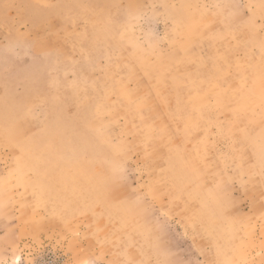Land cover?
Listing matches in <instances>:
<instances>
[{
  "label": "rangeland",
  "instance_id": "obj_1",
  "mask_svg": "<svg viewBox=\"0 0 264 264\" xmlns=\"http://www.w3.org/2000/svg\"><path fill=\"white\" fill-rule=\"evenodd\" d=\"M0 264H264V0H0Z\"/></svg>",
  "mask_w": 264,
  "mask_h": 264
}]
</instances>
